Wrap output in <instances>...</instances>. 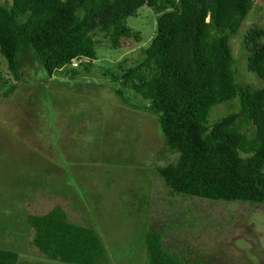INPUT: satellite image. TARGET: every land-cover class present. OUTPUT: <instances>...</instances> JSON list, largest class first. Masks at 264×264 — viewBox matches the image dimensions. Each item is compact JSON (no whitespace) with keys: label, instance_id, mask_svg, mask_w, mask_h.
Segmentation results:
<instances>
[{"label":"trees","instance_id":"obj_1","mask_svg":"<svg viewBox=\"0 0 264 264\" xmlns=\"http://www.w3.org/2000/svg\"><path fill=\"white\" fill-rule=\"evenodd\" d=\"M254 3L0 1V55L14 80L29 82L22 76L24 70L43 71L50 77L73 62L89 72L97 59L95 47L102 40L112 50L121 40H141L140 32L129 27L126 20L140 7H149L154 11L155 32L141 49V59L126 67V61L119 62L110 77L120 84L115 94L122 102L126 88L148 102L143 110L155 117L162 136L161 150L175 156L154 165L153 174L171 198L264 207V28L250 26L243 40L247 71L261 80L259 87L238 81L230 47L231 37ZM65 73L74 79L81 71L69 68ZM0 81L6 83L1 77ZM15 89L16 84H9L3 95ZM213 114L219 119L210 122ZM178 220L182 227L190 223L179 214L173 217L174 223ZM28 223L32 245L49 261L112 264V255L97 232L71 223L60 206L30 216ZM169 227L168 223L163 228L148 227L142 234L141 264H220L178 245H165ZM0 264L46 263L20 261L17 253L0 249Z\"/></svg>","mask_w":264,"mask_h":264},{"label":"rangeland","instance_id":"obj_2","mask_svg":"<svg viewBox=\"0 0 264 264\" xmlns=\"http://www.w3.org/2000/svg\"><path fill=\"white\" fill-rule=\"evenodd\" d=\"M153 12L142 6L127 18L140 32L138 42L124 39L112 50L102 40L89 72L73 62L50 77L24 70L29 82L14 80L0 55V77L6 80L0 81L1 250L24 262L62 264L45 259L32 245L28 223L30 216L57 205L71 223L97 232L112 264H141L142 234L167 223L165 245L220 264H264V207L171 198L153 171L175 156L162 152L155 117L143 110L148 102L128 88L125 103L115 94L120 84L110 73L121 61L126 67L141 59L155 32ZM256 24L264 28V0H255L230 47L238 81L259 87L261 80L247 71L243 42ZM69 68L81 74L71 79ZM9 84L16 89L4 96ZM217 119L213 114L209 121ZM177 214L190 223H174Z\"/></svg>","mask_w":264,"mask_h":264}]
</instances>
